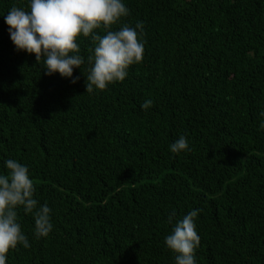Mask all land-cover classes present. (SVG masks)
I'll use <instances>...</instances> for the list:
<instances>
[{"label":"trees","instance_id":"16d2710c","mask_svg":"<svg viewBox=\"0 0 264 264\" xmlns=\"http://www.w3.org/2000/svg\"><path fill=\"white\" fill-rule=\"evenodd\" d=\"M124 3L111 30L143 22V60L88 94L86 72L48 76L15 49L2 16L28 0H0V171L27 165L53 223L37 240L19 209L30 247L6 264H175L164 239L196 208V264H264V0ZM77 42L86 69L94 44Z\"/></svg>","mask_w":264,"mask_h":264},{"label":"clouds","instance_id":"9594fccd","mask_svg":"<svg viewBox=\"0 0 264 264\" xmlns=\"http://www.w3.org/2000/svg\"><path fill=\"white\" fill-rule=\"evenodd\" d=\"M129 15L124 0H28V9L12 6L3 15L8 34L18 52L34 55L43 64L45 75L58 73L61 78L78 82L73 70L87 73L86 93L105 90L109 85L123 82L128 69L143 60V22L135 27L113 25ZM104 30L101 35L97 30ZM91 38L92 54H80L78 37ZM153 104L145 100L142 110ZM169 150L179 154L190 150L188 140L180 136L171 143ZM6 173L0 171V264H6L7 254L18 245L29 248L28 237L18 221V210L31 214L34 221L33 237L47 238L53 230L52 209L47 203L39 204L34 197L35 187L27 165L16 159L3 161ZM202 209L190 210L175 222L171 234L164 239L165 246L175 254V264H196L195 251L200 238L196 231V218ZM174 215V214H173ZM173 216H169L172 223Z\"/></svg>","mask_w":264,"mask_h":264}]
</instances>
